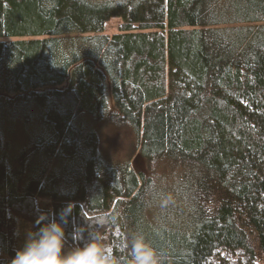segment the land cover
<instances>
[{
    "label": "trees",
    "instance_id": "obj_1",
    "mask_svg": "<svg viewBox=\"0 0 264 264\" xmlns=\"http://www.w3.org/2000/svg\"><path fill=\"white\" fill-rule=\"evenodd\" d=\"M69 201L121 264H264V0H0V264Z\"/></svg>",
    "mask_w": 264,
    "mask_h": 264
},
{
    "label": "clouds",
    "instance_id": "obj_2",
    "mask_svg": "<svg viewBox=\"0 0 264 264\" xmlns=\"http://www.w3.org/2000/svg\"><path fill=\"white\" fill-rule=\"evenodd\" d=\"M169 199L162 200V206ZM73 208V202L69 201L59 213L40 211L8 264H121L120 258L113 253L112 245L104 243L103 233L90 231L86 242L79 243L85 231L82 225L73 224L71 235L74 246L66 250V227ZM84 219H88L87 215ZM94 223L102 227L106 217L97 216ZM129 256L128 264H160L156 250L143 234H137L132 239Z\"/></svg>",
    "mask_w": 264,
    "mask_h": 264
},
{
    "label": "rangeland",
    "instance_id": "obj_3",
    "mask_svg": "<svg viewBox=\"0 0 264 264\" xmlns=\"http://www.w3.org/2000/svg\"><path fill=\"white\" fill-rule=\"evenodd\" d=\"M89 1H93V2H100L103 0H89ZM117 25H118V18H112L111 20H109L105 26L102 32L107 33V34H111L113 32L117 31ZM97 132L101 135V142L99 140V149L101 150V154L103 156L106 157L105 154H109V157H112L114 155H116L117 150L118 149H123L126 140L128 139L126 134H120V135H116L113 134L107 127L103 126V125H96ZM103 147H107V149L103 148ZM105 153V154H103ZM114 159V158H113ZM112 159V160H113ZM130 166L133 169V171L138 174L139 172H143L145 170V164H144V160L143 157L141 156V154L139 153V151H136L134 153V155L131 157L130 159ZM40 206L46 207L49 205V203L45 200H41L39 201ZM32 223L24 220L21 217H18L16 219V227H15V232H16V236H19L18 240H17V246L16 248L20 247L24 241V235L26 230L31 226ZM73 247L72 244H67L66 243V250ZM258 264H263L262 261L259 262Z\"/></svg>",
    "mask_w": 264,
    "mask_h": 264
}]
</instances>
